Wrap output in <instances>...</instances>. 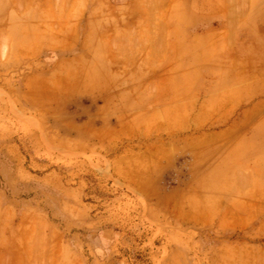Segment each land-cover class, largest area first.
I'll return each mask as SVG.
<instances>
[{"label":"rangeland","instance_id":"374dc122","mask_svg":"<svg viewBox=\"0 0 264 264\" xmlns=\"http://www.w3.org/2000/svg\"><path fill=\"white\" fill-rule=\"evenodd\" d=\"M246 2L0 0V264H264V93L199 31Z\"/></svg>","mask_w":264,"mask_h":264},{"label":"crops","instance_id":"0c3cea01","mask_svg":"<svg viewBox=\"0 0 264 264\" xmlns=\"http://www.w3.org/2000/svg\"><path fill=\"white\" fill-rule=\"evenodd\" d=\"M245 2L246 4L241 5L240 8L232 4L229 6V11L236 15H228L225 12L226 6L222 9L223 12L220 9L215 10L217 20L208 22L199 31L204 33L214 30L216 34L217 31H221L220 35L216 36L217 61L225 62L223 64L227 67L223 68L224 71L220 75L229 76L230 84L235 81V77H243L247 81V91L264 93V0H254L252 3L250 0H245ZM238 11L246 15L237 14ZM207 37L204 36L203 39ZM217 74H219L218 69ZM253 99L254 104L249 105V108L256 107L259 101L262 102V99ZM259 118L260 116L253 117L252 122H256ZM229 137L230 139H227L229 141L236 139L233 136ZM244 144L246 149L250 150L248 155L252 158L263 157L259 159L264 164V130L255 128L247 132ZM215 148L217 149V144ZM258 172L262 178V187H264V167ZM249 205L256 206L254 209L257 211L263 209L264 202L256 201L255 204L248 203Z\"/></svg>","mask_w":264,"mask_h":264}]
</instances>
